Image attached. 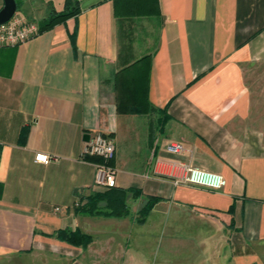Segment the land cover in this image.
Here are the masks:
<instances>
[{"label":"crops","instance_id":"crops-1","mask_svg":"<svg viewBox=\"0 0 264 264\" xmlns=\"http://www.w3.org/2000/svg\"><path fill=\"white\" fill-rule=\"evenodd\" d=\"M76 1L78 14L0 48V264H264V0ZM133 2L142 15L116 16ZM65 3L21 0L17 13L38 25ZM146 55L147 100L164 125L157 111L116 108L128 93L114 91L115 74ZM98 132L114 145L123 216L77 210L104 190L85 155ZM171 143L183 151L169 154ZM171 163L225 185L176 184ZM59 230L90 241L68 244Z\"/></svg>","mask_w":264,"mask_h":264},{"label":"trees","instance_id":"trees-1","mask_svg":"<svg viewBox=\"0 0 264 264\" xmlns=\"http://www.w3.org/2000/svg\"><path fill=\"white\" fill-rule=\"evenodd\" d=\"M15 2L18 12L21 0H15ZM135 6L136 3H131V5L126 8L128 11H122L121 14H119V9L117 10L116 7L115 14L117 17H135L136 15H142L143 12H140V10L137 9V6ZM78 13V2L76 0H66L65 7L62 12L51 11L47 18L37 25L38 34L49 30L55 24L63 22L68 17ZM149 59V55L142 56L138 59H134L133 56H130L122 63V68L113 78V89L117 93H124L125 91L128 93V98H126V100H119L118 97L116 108L118 112L127 114H147L157 111L159 114H162L163 121L161 122L162 125H164L165 121H167V118L164 116L165 111L156 110L147 100V72L145 69ZM92 159H94L96 163H102V160L98 157L93 156ZM123 193L124 191L114 187L106 188L102 192H93L86 198V202L84 204L77 207V210L85 214L123 216L126 214V208L123 204ZM157 201V199L149 198L138 212L135 222L142 224ZM54 237L76 246H85L90 241V237L88 235L83 234L78 230H59L54 234Z\"/></svg>","mask_w":264,"mask_h":264},{"label":"built area","instance_id":"built-area-1","mask_svg":"<svg viewBox=\"0 0 264 264\" xmlns=\"http://www.w3.org/2000/svg\"><path fill=\"white\" fill-rule=\"evenodd\" d=\"M37 35V24L16 12L8 22L0 24V48L18 46ZM166 151L169 154L177 155L183 151V147L180 144L171 143L166 146ZM85 155L98 157L102 160V163L96 165L95 186L102 189L113 187L115 174L109 166V162L114 156V145L110 139L100 132L94 134L87 144ZM52 160L54 159L43 153L34 156L36 163L44 165L49 164ZM171 164L173 167L179 168L178 174L175 175L176 184L196 186L214 191L221 190L225 185L224 178L219 174L188 165L177 166L175 163Z\"/></svg>","mask_w":264,"mask_h":264},{"label":"water","instance_id":"water-1","mask_svg":"<svg viewBox=\"0 0 264 264\" xmlns=\"http://www.w3.org/2000/svg\"><path fill=\"white\" fill-rule=\"evenodd\" d=\"M3 6L0 9V24L8 22L17 12L15 0H2Z\"/></svg>","mask_w":264,"mask_h":264},{"label":"rangeland","instance_id":"rangeland-1","mask_svg":"<svg viewBox=\"0 0 264 264\" xmlns=\"http://www.w3.org/2000/svg\"><path fill=\"white\" fill-rule=\"evenodd\" d=\"M115 99V98H114Z\"/></svg>","mask_w":264,"mask_h":264}]
</instances>
